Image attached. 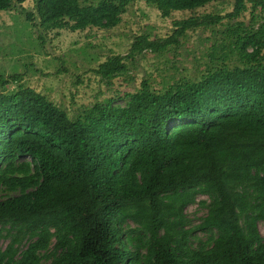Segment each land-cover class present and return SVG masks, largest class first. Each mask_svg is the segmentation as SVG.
<instances>
[{
    "label": "trees",
    "instance_id": "obj_1",
    "mask_svg": "<svg viewBox=\"0 0 264 264\" xmlns=\"http://www.w3.org/2000/svg\"><path fill=\"white\" fill-rule=\"evenodd\" d=\"M24 1L0 0V11ZM129 1L35 0L25 17L44 29H109ZM215 1L145 0L162 17L192 14L165 40L136 36L128 55L238 17L247 2L264 13V0H233L224 16L195 14ZM229 27L198 79L161 89L143 79L123 106L107 99L70 116L31 87L0 92V191L17 192L0 198V264H264V14ZM123 58L95 71L121 74ZM200 194L207 212L186 228Z\"/></svg>",
    "mask_w": 264,
    "mask_h": 264
},
{
    "label": "rangeland",
    "instance_id": "obj_2",
    "mask_svg": "<svg viewBox=\"0 0 264 264\" xmlns=\"http://www.w3.org/2000/svg\"><path fill=\"white\" fill-rule=\"evenodd\" d=\"M95 1L81 0V3ZM232 7L233 0H219L197 8L195 14L224 16ZM246 7L238 17L230 20L224 17L211 28L189 30L178 43H171L159 51L145 49L129 56L136 36L165 40L173 31V21L188 18L192 11H173L168 17H162L153 4L130 0L116 26L73 31L67 27L44 29L33 26L25 12L34 13L35 0H25L21 5L0 11V76L4 80L0 79V92H12L19 85L31 87L64 108L70 116L79 115L95 102L103 103L107 99L114 105L123 106L143 79L154 89L178 80L198 79L210 61L207 52L211 43L214 40L229 42L222 34L226 26L232 29L242 22L249 28L263 22L264 13L260 7L253 8L248 2ZM227 50L231 53L228 58L235 60V51ZM117 55L124 57L126 69L123 73L105 78L95 71L99 64ZM228 62L230 59L225 61ZM25 160L29 161V158L23 157L19 162ZM16 193L2 190L0 198ZM200 200L209 201L206 195L200 194L185 208L186 228H193L206 214L207 209L200 205ZM258 229L264 237L263 221L258 222ZM3 234L0 247L7 244ZM196 237L204 239L206 234L196 232L192 238L194 244Z\"/></svg>",
    "mask_w": 264,
    "mask_h": 264
}]
</instances>
